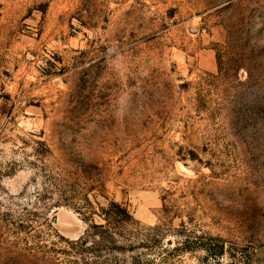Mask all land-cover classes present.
Here are the masks:
<instances>
[{
    "label": "rangeland",
    "instance_id": "1",
    "mask_svg": "<svg viewBox=\"0 0 264 264\" xmlns=\"http://www.w3.org/2000/svg\"><path fill=\"white\" fill-rule=\"evenodd\" d=\"M0 264H264V0H0Z\"/></svg>",
    "mask_w": 264,
    "mask_h": 264
},
{
    "label": "trees",
    "instance_id": "2",
    "mask_svg": "<svg viewBox=\"0 0 264 264\" xmlns=\"http://www.w3.org/2000/svg\"><path fill=\"white\" fill-rule=\"evenodd\" d=\"M124 214H125V213H124ZM126 215H127V214H126ZM129 216H130V215H128V217H129ZM130 217H131V216H130ZM130 217H129V218H130ZM109 220H110V219H109ZM104 237H105V238H104L105 241H106V240L109 241V239L113 240V237H109L108 234H106V233H104ZM110 243H112V242H110ZM81 245H83V242H81V243H74L71 247L74 246L75 249H76L78 246H79V247H82ZM85 245H86V244H85Z\"/></svg>",
    "mask_w": 264,
    "mask_h": 264
}]
</instances>
